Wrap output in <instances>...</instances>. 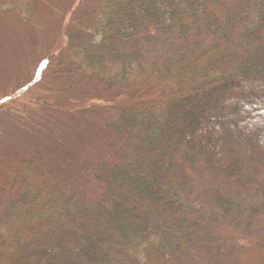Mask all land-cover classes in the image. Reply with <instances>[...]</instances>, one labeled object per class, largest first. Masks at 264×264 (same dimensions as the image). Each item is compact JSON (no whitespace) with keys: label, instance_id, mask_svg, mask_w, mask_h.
Returning a JSON list of instances; mask_svg holds the SVG:
<instances>
[{"label":"trees","instance_id":"16d2710c","mask_svg":"<svg viewBox=\"0 0 264 264\" xmlns=\"http://www.w3.org/2000/svg\"><path fill=\"white\" fill-rule=\"evenodd\" d=\"M51 2V37L38 30V41L30 24L44 25L42 0H0V15L34 45L24 72L0 78V124L31 113L36 127L68 130L47 127L42 146L60 154L30 149L27 164L6 126L0 264H264V0ZM45 77L64 78L56 97L78 94L80 107L53 109ZM101 85L107 93H89ZM75 127L105 144L121 135L134 150L92 152ZM65 145L97 181L82 179ZM42 169L57 184L67 171L69 186L42 182ZM93 202L106 210L85 206Z\"/></svg>","mask_w":264,"mask_h":264},{"label":"rangeland","instance_id":"374dc122","mask_svg":"<svg viewBox=\"0 0 264 264\" xmlns=\"http://www.w3.org/2000/svg\"><path fill=\"white\" fill-rule=\"evenodd\" d=\"M52 0H42L43 6L41 8L43 9V24L42 25L40 21H38L35 24H30V27L33 29L34 34L36 35L35 39H38V41H41L40 37L38 36V30L39 31H45L46 29L48 30V38L51 37V33H50V29H49V25L52 22H55L56 20V14H57V9L53 8L52 6ZM51 5V6H50ZM49 7V10H48ZM22 29L24 32V36H25V42H23L21 39V34H20V30L18 29V24L17 22L12 18V16H6V15H0V54L3 55L2 57V64L0 63V78L3 79L4 77L8 76V82H11L14 77L12 76L13 73L15 72V70H19L20 72H24L25 66L28 67V62L29 60L27 59L28 57L25 56L26 55V49L28 47H31V50H33L34 52V45H32L30 43L29 40H31L30 38V33L28 32V30L22 25ZM3 37V38H2ZM31 45H30V44ZM42 50L44 51L43 48V42L40 43ZM54 48V46H53ZM25 54V55H24ZM35 58H38V55L35 56ZM41 66L40 70V74L37 78L39 84L43 85V81L42 79H40L41 74H45L43 76H48L50 75L46 70H42V68L47 67V65ZM45 80L47 83H54V87H45L48 88L46 89L47 92H49L48 95V99L52 98L54 99V102H49L48 104L53 108V109H58L60 111H63V109H75L76 107H80V105H76V100L80 99L81 96H78V94L75 93H71L69 95L67 94H63L66 103L63 104L57 97H56V93L60 92V91H64L65 93H67L65 91V88L63 87L64 85H62V83L64 84V78L63 80L60 78V81H56V82H52L49 80V78L45 77ZM50 86V85H49ZM52 88V89H51ZM93 88V87H91ZM99 90H89V93L91 94H95V95H102L104 93H107L109 89H102L103 85H101L100 87L98 86ZM62 89V90H60ZM225 89V88H224ZM62 91V92H63ZM70 93V92H69ZM21 94V93H20ZM18 93L14 94L13 96H16V100H18L19 95ZM27 98V97H25ZM103 107V106H102ZM101 110V109H100ZM64 116V115H62ZM83 117L85 118L86 116L83 115ZM89 117V116H88ZM91 118V117H90ZM12 121L9 124V126L7 125H1L0 124V160L3 156H5L4 151H5V147L7 146V144H5V139L8 136V130L7 127H11L13 130H11V137H15L17 140H19L22 144L26 145L27 147L25 149L20 150L21 153H24L25 155L22 157L23 161L26 162L27 164L30 163L31 158L29 159V152L30 149L32 150H38L41 152H44L47 154V156H49L51 159L50 160H55L57 159V155L60 154V149L59 147L56 145V143L52 142V141H47V145L50 146L49 151H46L44 149V147L42 145H44V143H46L43 140H47L48 137V132L49 130L47 129V127L51 130V134L54 135H59V132L62 133L63 131H67V125L64 124H59V128L58 127H54V125L52 124H45V126H40V127H36V114L33 116L31 113H27V114H19L16 115V118L12 119L10 118ZM93 119V118H92ZM94 120H98V121H102L100 115H96V117H94ZM99 124V123H98ZM7 126V127H6ZM197 128V127H196ZM6 129V131H5ZM73 132L74 137L77 140L78 146L81 147H85L87 146V148L92 151V152H96V146L97 145H102L106 150H110V151H120V149H122V146H124L125 144L129 145L130 141L129 140H124L122 139V142L120 143V136L113 134V140L112 142L110 141L109 143H104L103 139H101L100 137L98 138H93L90 136V133L79 128V127H75L71 129ZM13 132V133H12ZM62 134L59 135V137H61ZM124 138V137H123ZM229 139H231V137H229ZM38 140V142H37ZM37 143V145H36ZM42 143V144H40ZM123 143V145H122ZM122 145V146H121ZM77 146V147H78ZM131 150L133 149V144L129 145ZM126 147V146H125ZM15 148V146H14ZM72 149H70V146L65 145V149H63V154L64 157H68L70 160H72L76 165H79L81 167V177L82 179L85 178L84 176H86V174L90 173L91 176H93V178L97 179V176H99L100 171L97 170H93V164L91 166L88 165V163L86 162V160H84L83 158H78L76 159L74 156L77 153V149L76 146H72ZM12 149V148H11ZM9 149V151L11 150ZM14 150V149H13ZM57 151V153H56ZM159 153V151H158ZM57 154V155H56ZM79 154V153H78ZM103 155V154H102ZM104 156V155H103ZM100 157H102L100 154H98L94 159H95V166L98 163V161L100 160ZM105 157V156H104ZM1 165V163H0ZM12 165V164H11ZM10 164H7V166H11ZM63 165L62 163H60L59 161L54 164V166H56V168L59 171V166ZM64 166V165H63ZM62 167V166H61ZM151 168H153V166H150ZM41 170V166H37L36 164V171ZM43 171V169H42ZM67 171L64 170H60V178L63 180L61 181V183H56V181L51 178L50 174L46 171H43V175H42V182L44 183H53L55 187H68L69 186V180H71V176H67V173H65ZM48 173V174H47ZM62 176H67L66 177H62ZM65 178V179H64ZM95 179V181H97ZM2 180V176H0V181ZM68 180V181H66ZM75 180V179H74ZM1 188V187H0ZM93 196V195H91ZM87 202V201H86ZM89 202H87L88 204ZM99 205V206H97ZM87 208L90 209H95L97 207H102V205L100 206V204H96V203H90L89 205H85ZM103 210H106V208L102 207ZM80 209H78L79 211ZM110 220L109 218L105 217V219L99 221L98 226L101 227L103 224L108 223ZM47 254H49V252H46L44 254H42L41 256H46ZM33 259V258H32ZM31 258H28L27 261H31ZM62 264H65V261H60Z\"/></svg>","mask_w":264,"mask_h":264}]
</instances>
